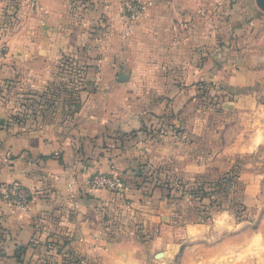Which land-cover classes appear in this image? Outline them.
Segmentation results:
<instances>
[{
  "label": "rangeland",
  "instance_id": "rangeland-1",
  "mask_svg": "<svg viewBox=\"0 0 264 264\" xmlns=\"http://www.w3.org/2000/svg\"><path fill=\"white\" fill-rule=\"evenodd\" d=\"M255 1L230 0V16L238 5L242 18L233 20V24L230 21V51H222L221 47L211 53L217 63L224 62L229 54L230 62L247 56V52L257 54L259 64L255 70L261 77L260 82L249 87L248 94L255 97L251 103L239 99L243 90L229 85L228 71L220 65L217 69L207 68L213 73L216 70V78L209 76L186 84V97L173 103L168 112H157L151 108L162 102L161 96L175 91L176 95L183 89L178 77L180 64L173 60L165 69H159L162 83L156 88V97L149 100L145 90L151 85L146 79L153 74L141 68L139 60L136 67L120 68L113 82L127 83L131 76L138 80L129 86L123 84L124 91L116 99L110 100L108 92L101 93L96 105L121 110L117 105L129 108L134 104L144 113L140 126L115 134L111 142L114 145H97L99 137L83 133L79 124L84 93L97 92L101 85H90L88 62H82L76 54L63 52L52 77L40 89L17 90L8 97L9 83L0 84V110L7 113L4 121L0 119V127L15 124L24 130L40 129L57 140L71 141L73 163L68 164L67 170L76 177L77 190H107L115 194L112 208L101 215L103 232L108 241L121 240L123 249L106 242L97 243L95 249L89 248L90 252L85 253L82 246L73 244L81 251L77 264H264V6ZM71 2L77 13L87 5L86 0ZM142 5L136 4L134 11L141 12ZM203 8L215 19L218 11L214 6ZM20 23L18 5L11 4L2 11L0 61L8 52V38ZM200 23L209 26L213 21ZM220 33L216 38L218 45L225 43ZM191 39H187L188 47ZM202 51V59L211 52ZM71 59L77 62L71 73L73 78L66 73L73 66ZM103 86L107 91L112 88L111 84ZM48 89L54 90V95L45 93ZM97 156L107 161V157L114 158L117 171L106 167L110 160L103 169L92 168ZM100 174L121 177L126 181L125 188L113 191L93 187V179ZM7 185L11 184L0 186L2 200L27 209L31 192L20 184L28 194V203L22 207L1 194ZM202 187L212 194L213 202L210 195L198 194ZM70 192L74 199L75 192ZM60 215L46 216L41 227L46 229ZM0 230H5L1 223ZM2 249L0 246V258ZM18 263L67 264L64 255H43L31 243Z\"/></svg>",
  "mask_w": 264,
  "mask_h": 264
},
{
  "label": "crops",
  "instance_id": "crops-1",
  "mask_svg": "<svg viewBox=\"0 0 264 264\" xmlns=\"http://www.w3.org/2000/svg\"><path fill=\"white\" fill-rule=\"evenodd\" d=\"M140 3L141 12L131 9V5ZM11 4L18 5L21 23L7 40L8 52L0 61V84L9 83L8 97L17 90L40 89L52 77L63 52L76 54L82 62H88L90 85L96 82L101 85L97 92L84 93L85 106L79 124L83 133L99 137L97 145H114L111 142L115 134L137 129L143 118L144 113L134 104L129 108L117 105L121 110L96 105L101 93L108 92L110 100L116 99L124 91L123 84L129 86L138 80L131 76L127 83L113 82L123 67L140 64L141 68L150 70L153 75H148L146 82L151 87L145 90L150 100L156 97V88L162 83L159 69H165L173 60L180 64L178 77L183 89L176 95L175 91L161 96L160 104H152L151 109L157 112L165 109L168 112L173 103L186 97V84L209 76L216 78V70L213 73L207 68L217 69L220 65L228 71L229 85L243 90L240 100L251 103L255 99L248 93L252 84L260 82V72L255 70L259 64L257 54L247 52V56L242 55L235 62H230V54L221 63L212 58L214 49L222 47V51H230V21L233 24V20L242 18L238 5L230 16V0H86L87 5L79 13L73 9L71 0H0V16ZM206 5L218 11L215 19L203 8ZM208 19L213 21L209 26L205 22L199 24ZM220 32L225 43L218 45L216 38ZM189 37L193 39L188 47ZM203 49L211 50L205 59H202ZM231 64L234 68H230ZM110 84L112 88L107 91L103 85ZM239 106L243 108V104ZM6 115L0 110V119H6ZM70 147L71 141L57 140L40 129L24 130L15 124L0 127V186L20 183L33 196L28 208L23 210L4 202L0 195V223L7 239L0 264H19L18 248L29 245L43 218L53 214H61L60 219L48 226L47 231L72 237L73 244L82 246L85 253L89 248L95 249L97 243L109 242V246L121 247V240L106 239L101 217L103 211L112 208L115 194L107 190H77V179L72 170H67L68 164L73 163ZM107 158L111 163L106 167L112 166L117 171L116 160ZM94 159L92 168L96 170L103 169L109 161L100 156ZM70 190L75 192L74 199Z\"/></svg>",
  "mask_w": 264,
  "mask_h": 264
},
{
  "label": "trees",
  "instance_id": "trees-1",
  "mask_svg": "<svg viewBox=\"0 0 264 264\" xmlns=\"http://www.w3.org/2000/svg\"><path fill=\"white\" fill-rule=\"evenodd\" d=\"M69 59V58H68ZM70 64H72L73 66H71V69H66V73H68L70 77H72V72H74L75 67H77V62L73 61V59H71ZM73 78V77H72ZM68 82H70V80H68ZM49 90V89H48ZM46 91L45 93H49L51 95H54V90H49ZM52 91V93H51ZM124 180V179H123ZM124 182H126L124 180ZM201 192H203V194L201 195V197L203 196H207L210 195L208 192V190L204 189L202 187L201 191L198 192V194H200ZM171 193L168 194V196H170ZM211 199V201L213 202V197L212 194L209 197ZM55 223V222H52ZM50 222L49 226L52 224ZM42 223L40 225H38V229L36 230V233L31 241V244L35 245V250L37 249V251H39V253L41 254H45V255H64V260L65 263L70 264V263H76L77 261H80L81 258L78 252L79 251L75 246H73V238L72 237H62L60 235H57V233L54 234L47 231V229H45V227H41ZM48 228V226L46 227ZM6 232L5 230H0V246L3 247L6 241ZM28 249V245L26 246H20L16 252V257L18 259V261H20L22 259V256L25 254V252Z\"/></svg>",
  "mask_w": 264,
  "mask_h": 264
},
{
  "label": "built area",
  "instance_id": "built-area-1",
  "mask_svg": "<svg viewBox=\"0 0 264 264\" xmlns=\"http://www.w3.org/2000/svg\"><path fill=\"white\" fill-rule=\"evenodd\" d=\"M132 8L134 9L135 6L131 5V9ZM92 182L93 187L95 188H106L113 191H122L125 188L124 180L118 176L100 174L96 176ZM1 194L5 199L17 202L22 207H24L28 203V194L20 184H11L3 187Z\"/></svg>",
  "mask_w": 264,
  "mask_h": 264
},
{
  "label": "water",
  "instance_id": "water-1",
  "mask_svg": "<svg viewBox=\"0 0 264 264\" xmlns=\"http://www.w3.org/2000/svg\"><path fill=\"white\" fill-rule=\"evenodd\" d=\"M261 6H264V0H258Z\"/></svg>",
  "mask_w": 264,
  "mask_h": 264
}]
</instances>
